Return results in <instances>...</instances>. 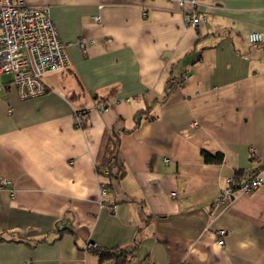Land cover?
<instances>
[{
	"label": "crops",
	"instance_id": "crops-1",
	"mask_svg": "<svg viewBox=\"0 0 264 264\" xmlns=\"http://www.w3.org/2000/svg\"><path fill=\"white\" fill-rule=\"evenodd\" d=\"M25 2L49 9L72 64L29 100L0 76V264H112L89 243L130 264H264V186L214 207L229 178L264 176V40L247 41L264 0H198L196 28L178 0ZM112 130L126 175L102 199Z\"/></svg>",
	"mask_w": 264,
	"mask_h": 264
},
{
	"label": "built area",
	"instance_id": "built-area-1",
	"mask_svg": "<svg viewBox=\"0 0 264 264\" xmlns=\"http://www.w3.org/2000/svg\"><path fill=\"white\" fill-rule=\"evenodd\" d=\"M187 4L192 7V10L185 11L187 26L196 28L205 21V18L197 12L198 0H178V5L182 8ZM144 15L147 16V12ZM96 20L100 21V18ZM263 40L264 36L260 33H250L247 36L250 44L261 43ZM71 64L67 45L53 24L47 7H33L26 4L25 0H0V76H12L13 84L18 87L22 100L46 94L49 88L44 76L66 71ZM99 108L103 110L104 106ZM75 113L77 126L81 128L85 123V113L81 111ZM165 162L168 163L169 160L166 159ZM9 183L7 180H0V190ZM263 186L264 176L260 171L244 180L231 177L227 180V187L215 198L214 207L228 206L230 202L242 196H250ZM107 194L108 190L101 187L102 199ZM10 197H15L14 191L10 192ZM115 209L116 206H113L112 211ZM225 234V231H219L220 237ZM224 243V240L219 241L220 245ZM91 247L94 245L89 243L88 248ZM127 259L129 262L132 261L129 256Z\"/></svg>",
	"mask_w": 264,
	"mask_h": 264
},
{
	"label": "trees",
	"instance_id": "trees-1",
	"mask_svg": "<svg viewBox=\"0 0 264 264\" xmlns=\"http://www.w3.org/2000/svg\"><path fill=\"white\" fill-rule=\"evenodd\" d=\"M119 147L120 132L115 130L107 131L104 134L100 153L96 162L97 174L107 180V183H102L101 187L107 190L126 175V167L119 157ZM202 156L208 164H221L224 160L221 154L212 155L205 151L202 152ZM66 231L70 232L68 229L61 230L59 235ZM92 249L101 262L110 261L112 264H130L127 259L128 256L132 255L130 251L123 249H104L96 246Z\"/></svg>",
	"mask_w": 264,
	"mask_h": 264
},
{
	"label": "rangeland",
	"instance_id": "rangeland-1",
	"mask_svg": "<svg viewBox=\"0 0 264 264\" xmlns=\"http://www.w3.org/2000/svg\"><path fill=\"white\" fill-rule=\"evenodd\" d=\"M12 78V76L11 75H2L1 76V78H2V80H6V78Z\"/></svg>",
	"mask_w": 264,
	"mask_h": 264
}]
</instances>
